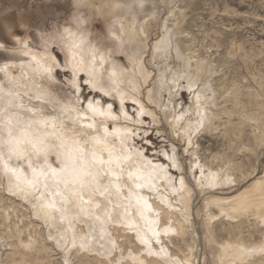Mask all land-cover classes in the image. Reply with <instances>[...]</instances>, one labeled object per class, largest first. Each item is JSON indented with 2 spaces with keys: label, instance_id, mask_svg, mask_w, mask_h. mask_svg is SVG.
Returning <instances> with one entry per match:
<instances>
[{
  "label": "rangeland",
  "instance_id": "374dc122",
  "mask_svg": "<svg viewBox=\"0 0 264 264\" xmlns=\"http://www.w3.org/2000/svg\"><path fill=\"white\" fill-rule=\"evenodd\" d=\"M91 2L94 6L98 4V0H84L80 8H74L72 0H0V63H10L14 75L18 74V77L23 76L28 79V71L30 73L33 71L31 68L27 69L29 68L27 65H22L27 60L15 61L14 51L20 53L26 50L39 53L48 51L58 58L56 61L53 60L54 67L50 73L42 70L38 76L34 75L39 80V82L34 81L35 87H40L39 91L42 87L46 88L45 98L37 95L36 92L33 94L26 91L27 86H22L26 92L23 90L18 93L28 98L24 100L21 98L23 105L28 108L34 105L35 111H47L62 117L66 121L65 129L68 130L69 135L85 138L89 135L86 131L83 132L86 134L81 133V130L83 127L89 129L88 123L82 121L83 114H89L88 103L97 100L104 105L112 103V111L118 115L116 120L111 119L115 116L107 117L110 119L107 120L105 114L96 112L98 116L94 120L101 132L107 134L102 127L104 124L111 129L126 128L132 136V147L130 145L127 147H131L130 149L139 147L146 157L158 163L169 164L168 169L176 182L181 181V177H185L183 178L187 184L193 187H191L193 210L198 209L199 212V216L196 217L197 224L194 222L197 225L195 228L198 229L199 238L194 235L190 225L184 236L175 232L164 235L162 244L168 247L170 252L168 257H173L172 260L177 264L178 260L188 258L197 260L200 264H226L219 257L223 245H236L241 242H246L247 245L261 244L264 223L256 218V213L260 209L254 207L255 205L241 210L244 213H239L231 209L230 202H226V205L222 204L226 211H221L220 207L212 203L208 204L207 201L211 196L231 198L243 190L245 194L258 197V191L252 185L257 181V177L264 175V0H143V5L134 2L140 11V16H145V22L149 21L147 23L149 34L144 35L143 42L145 41L146 47H149L145 50L144 62L152 73L150 84H157L164 68L162 59L157 57L158 51L153 47L155 45L153 42L155 43L157 38L162 40L161 35L167 36L170 44L167 40L159 42L161 46L159 51L162 52L160 54H163L168 47H170L168 50L173 52V57L167 52L168 50L166 51L168 54H165L167 58L162 55L164 61L167 60L166 64L174 66L177 59L175 48L178 47L193 69L197 65L209 67L208 75L203 74V78L206 79H201L200 82L209 86L206 94L210 97L209 109L213 113L217 112L218 115L215 120L217 128H200L190 132V137L194 138V145L189 148L188 135L182 136V130H175L172 123L175 113L178 115L191 106L193 92L187 88L186 78L181 81V86L185 87L181 88V93L179 92L177 96L171 95L173 98L166 93L169 91H166L161 100L162 96H159L155 90L156 100L158 105L160 104V107L156 108L159 115L155 117L146 112L138 116L141 103L138 99H126V108L123 110L121 100L111 95L114 90L109 91L104 85L111 86L112 83L106 75L102 77L104 86L100 88H94L89 84L85 72H80L76 76L78 80H75L72 75L73 70L68 64L67 53L59 44L64 40L60 35L66 26H74L75 28H72L76 29L77 22L74 18L79 14L87 20L90 36L98 48L113 49L112 51H115L113 55L119 61H126L124 64L127 67L131 65L130 45L123 46L117 43L110 32L109 19L104 18L99 9L94 6L92 8ZM49 39L51 43L48 44ZM43 57L46 62L50 60L49 54ZM3 78L4 75L0 70V83ZM137 97L139 98L140 94ZM211 98L214 101H211ZM30 102H33V105ZM177 105L178 112L173 108ZM8 106L10 107L0 99L2 111ZM124 112L128 114L125 116ZM139 119L143 121L139 122ZM83 144L92 148L90 140L84 141ZM175 157L181 167L177 164L175 166ZM201 164L205 165V169L220 171V178L217 180L219 184L213 188L206 185L199 188L197 179L201 175ZM0 169V196L2 205L6 208L0 213V264H104L97 260L96 252L86 255L85 252L76 251V248L68 254L69 261L66 263L64 252L67 249L66 251L63 249L66 245H60L54 239L58 234L56 230L62 223L61 218L57 219L53 216L56 222L60 221L55 223V227L52 226L50 219H47L48 213L46 212L45 215L46 213L42 212L45 206L41 204L42 201L39 203V194L37 196L33 192L28 194V190L24 191L22 188H20L22 191L18 190L19 187L15 188L7 175V178L5 177L3 169L1 167ZM13 190L15 192H11ZM107 191L105 190L104 193ZM145 191L152 201L161 203L158 194H153L152 190ZM109 194L107 193L108 196ZM161 206L163 209L160 210L163 214L159 213L160 221L174 223V218L171 217L172 206L169 203H161ZM254 210L256 212L253 213ZM178 216L182 219L185 217L183 214ZM211 216L214 218L210 221ZM74 223L78 224V222ZM81 224L83 229L88 228L83 226L84 222ZM112 226L119 243L118 249L112 255L114 261L119 262L121 258V264H139L132 258L134 256L143 258L145 255L147 264L154 263L156 259V262L160 261L161 257L146 253L147 250H144V245L134 236L133 230L119 223H114ZM197 246L202 249V254L192 250ZM234 250L235 248L231 247V251ZM256 255L258 254H253L237 263L262 264L263 260ZM154 256L156 259L153 258ZM232 256L234 257L233 254ZM161 261L159 263L172 264L162 259Z\"/></svg>",
  "mask_w": 264,
  "mask_h": 264
},
{
  "label": "bare ground",
  "instance_id": "6f19581e",
  "mask_svg": "<svg viewBox=\"0 0 264 264\" xmlns=\"http://www.w3.org/2000/svg\"><path fill=\"white\" fill-rule=\"evenodd\" d=\"M142 1L98 0V4L95 6L91 2L92 8L94 6V8L99 9L104 18L109 19L110 32L116 38L117 43L123 44V46L125 44L130 45L131 58L129 59L131 60V65L129 67L124 64L126 61L121 62L113 55L115 53V51H112L113 49L106 48L102 50V48L96 46L87 28V20L80 14L74 18L75 22H77V26L75 25L76 29H74V26H66L62 30L64 32L61 33L60 37L63 36L64 40L59 45L67 53L68 64L73 70L72 75L76 81L78 80L76 76L80 72H85L89 84L94 88H100L105 85L109 91L114 90L111 95L113 97L117 96L121 100L123 110L126 108V99H138L141 102L140 104L138 103L140 108L139 117L142 116L140 114L145 112L154 117L159 115L156 108L160 107V104L158 105L156 100L155 90L159 96L164 95L163 93L166 91H169L166 92L167 94L169 93V96H177L181 88L185 87L181 86V81L186 78V86L193 92L191 106L178 115L175 113L172 123L175 130H182V136L187 137L188 135L189 148L194 145V138L190 137V132L200 128H217L215 120L218 115L217 112L213 113L209 109L211 102L210 97L206 94L209 86H207V83L200 82L201 79H206L203 78V74L208 75L209 67L197 65L193 69L178 47L175 48L177 59H175L174 66L166 64L167 60L165 59L164 61L162 55L168 54L170 47H168V51L166 50L167 52L164 49L165 52L160 54L161 46L159 42H163V40L169 42V40L166 38L167 36L162 37L161 35L162 40L157 38L155 43L152 42L155 44L153 47L158 51L156 52L157 57L163 61L164 68L161 71L162 76L159 80L155 79L157 84H150L152 73L144 62V53L149 47H146L145 41L143 42L144 35L149 34L147 32V23L149 21L145 22V16H140V11L134 4V2H137V5H143ZM149 18L148 20H150ZM158 35L160 36V34ZM49 43H51L50 39ZM117 51L120 50L117 49ZM13 53L15 61L18 59L27 60L21 63L22 65H27L29 67L27 69L31 68L33 73L28 71V79L26 77L23 78V76L18 77V74L16 76L12 73L13 68L10 63H0V70L4 75L0 83V99L10 105L3 111L1 110L2 108L0 109V114L3 113L2 116L0 115V167L3 171L6 170V173H4L5 177L7 175L8 180L13 186L15 185V188L17 186V188L19 187L18 190H28L27 193L33 192L36 196L39 194L38 201L39 203L42 201L41 204L45 206L42 208L44 209L42 212L44 214L48 213L49 217L47 219H50L52 226L55 227V223L60 221L56 222L54 217H57V219L61 218L62 223L59 224V229L56 227L58 234L55 235L54 239L60 245H66V247H63L65 251L67 249L64 252V261L68 263V254L73 248H76V251L85 252L86 255L90 252H96L97 260L104 264H121V258H119V262L112 259V255L118 249L119 243L111 226H114V223H119L134 231V236L144 245V250H147L146 253L148 255L155 254L158 258L161 257L160 261L156 262L157 259L154 256L153 258L156 260L155 262L152 260L154 263L151 264H164V262L159 263L162 262L161 259L166 261V263L177 264L172 260L173 257H168L169 249L162 242L164 241V235L167 233L175 232L184 236L190 226H192L194 235L199 238L198 229H196V217L199 216V212L198 209L194 211L192 207L193 187L187 184L184 176V178H180L181 181L176 182L175 177L168 169L169 164L158 163L146 157L139 147L130 149L132 147V136L126 128L115 127L111 129L104 124L102 127L107 134L104 135L101 132L94 119L98 116L97 113H100L105 114L106 118L115 116V118L111 119L116 120L118 115L115 111H112V103L104 105L100 100L88 103L90 111L89 114H83L82 121L88 123L89 129L83 127L81 130V133L85 131L88 133L89 136L84 135L85 138H76L74 137L75 135H69L67 133L68 130L66 131L65 129L66 121L62 117L47 111H35L36 107L33 102H30L33 105L31 108L24 106L22 99L28 98H26L27 96L19 95L18 91L20 93L23 90L25 91L26 89H23L22 86H27L26 91L33 94L36 92L37 95L45 98L46 88L42 87L41 91H39L40 87H35V82H39V80L34 75L38 76L42 70L50 73L54 67L53 60L56 61L58 58L48 51L39 53L26 50L24 53L19 51H14ZM170 53L173 57V52ZM47 54L50 56V62L48 60L46 62L43 59V55ZM124 54L127 53L124 52ZM156 54L154 55L156 56ZM165 57L167 58V55ZM158 61L160 62V60ZM104 75L112 80L111 86L102 84ZM138 94H140L139 98L137 97ZM171 98L173 97L171 96ZM162 99L163 96L161 97ZM212 99L211 101H214ZM213 104L215 103L213 102ZM173 108L178 112V105L173 106ZM124 114L126 116L128 112H124ZM142 119H139V122H142ZM107 120L110 119L107 118ZM86 140L91 141L92 148H89L87 144V146L83 144ZM128 145L131 147H127ZM186 150L190 152L189 149ZM174 163L175 166L177 164L178 167H181L177 157L174 158ZM196 166L198 167V164ZM200 167L202 169L201 175L197 179L199 188L205 185L213 188L219 184L217 180L220 178V171L210 168L205 169L204 164H201ZM52 170H54L55 174H53ZM227 178L229 179V177ZM256 180L252 186L258 191V197L245 194L243 190L231 198L211 196L207 202L208 204L217 205L222 209L221 211H226L221 205H226V202H230L232 204L231 209L239 213L242 212L241 210L255 205L254 207L260 209L256 213V218H259L261 223H264V175L257 177ZM124 187L127 189H124ZM105 190L108 191L104 193ZM145 190H152L153 194H158L157 196L161 203H169L172 206L171 217L174 218V223L160 221L159 213L163 207L159 201H152ZM107 193L111 195L109 194L108 196ZM73 207H75V210H73ZM3 209L6 208L2 205L0 196V213ZM162 212L161 214H163ZM254 212L256 211L254 210ZM178 214L180 216L183 214L185 217L183 219L182 217L179 218ZM213 218L211 216L209 220L211 221ZM72 220L78 222V224L72 223ZM82 222H84L83 226L88 227L86 230L82 228ZM126 226L124 227L126 228ZM189 230L191 231V229ZM231 247H234L235 250L231 251ZM196 249L192 250L194 252L197 251L198 254L199 252L201 253V248L197 246ZM251 249L253 250L251 251ZM253 254H258L256 256H260L263 260L262 264H264V234L259 245H247L246 242L237 243L236 245H223L219 257L226 264H238V261H243ZM144 257L134 256L132 260L139 262V264H147L148 260L146 261L145 259L147 258L144 259ZM178 261V264H200L199 261H193L190 258Z\"/></svg>",
  "mask_w": 264,
  "mask_h": 264
},
{
  "label": "clouds",
  "instance_id": "9594fccd",
  "mask_svg": "<svg viewBox=\"0 0 264 264\" xmlns=\"http://www.w3.org/2000/svg\"><path fill=\"white\" fill-rule=\"evenodd\" d=\"M72 2L74 8H80L83 5L84 0H72ZM3 172L6 173V170H4Z\"/></svg>",
  "mask_w": 264,
  "mask_h": 264
},
{
  "label": "snow or ice",
  "instance_id": "6c2138e0",
  "mask_svg": "<svg viewBox=\"0 0 264 264\" xmlns=\"http://www.w3.org/2000/svg\"><path fill=\"white\" fill-rule=\"evenodd\" d=\"M52 171H53V174H55L54 170H52Z\"/></svg>",
  "mask_w": 264,
  "mask_h": 264
}]
</instances>
